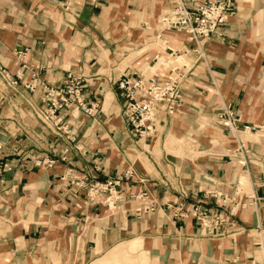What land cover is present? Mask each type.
<instances>
[{
    "label": "crops",
    "instance_id": "0c3cea01",
    "mask_svg": "<svg viewBox=\"0 0 264 264\" xmlns=\"http://www.w3.org/2000/svg\"><path fill=\"white\" fill-rule=\"evenodd\" d=\"M170 6L0 0V68L17 81L0 76V264H92L125 245L149 264H264V0H237L200 60L161 24ZM167 46L188 50L191 72L178 112L142 139L115 82L162 79ZM70 72L88 78L95 109L59 112L68 138L44 120L42 98ZM111 180L112 196L96 192ZM195 210L220 216L218 233Z\"/></svg>",
    "mask_w": 264,
    "mask_h": 264
},
{
    "label": "built area",
    "instance_id": "2783aa9c",
    "mask_svg": "<svg viewBox=\"0 0 264 264\" xmlns=\"http://www.w3.org/2000/svg\"><path fill=\"white\" fill-rule=\"evenodd\" d=\"M170 9L160 17V22L166 31L181 32L188 36L194 44L193 50L199 54L197 60L204 56V51L211 41L223 36L222 28L237 10V0H169ZM160 37V36H159ZM170 53L167 57L157 56L156 64L164 68L162 79L139 78L132 81L126 76L116 79L118 88L123 91L126 98L124 116L129 125V133L142 139L152 138L159 132L163 116H172L178 112L182 100V87L185 79L191 72L190 64L185 61L188 50L179 52L171 47H166ZM0 76L10 85L15 86V81L9 70L0 68ZM114 83V79L108 78ZM89 80L84 74L70 72L64 84L60 87L45 85L43 87V117L50 123L55 132L65 133L70 137V130L59 112L65 108L76 106L88 115H92L94 106L88 108L84 95ZM34 89L35 84L28 86ZM225 126L231 128V122L237 120L230 112L220 116V121H225ZM247 131H255V126H246ZM59 134V135H60ZM1 168V167H0ZM118 186V181H108L101 186H96V192H110ZM151 207L146 208L149 210ZM186 214H180L184 217ZM200 224L210 232L218 233L222 223L221 217L209 211L195 210L192 214Z\"/></svg>",
    "mask_w": 264,
    "mask_h": 264
},
{
    "label": "rangeland",
    "instance_id": "374dc122",
    "mask_svg": "<svg viewBox=\"0 0 264 264\" xmlns=\"http://www.w3.org/2000/svg\"><path fill=\"white\" fill-rule=\"evenodd\" d=\"M261 23L264 26V18ZM138 251L133 250L128 245L120 246L92 264H149V258L146 253L142 252L135 257Z\"/></svg>",
    "mask_w": 264,
    "mask_h": 264
}]
</instances>
